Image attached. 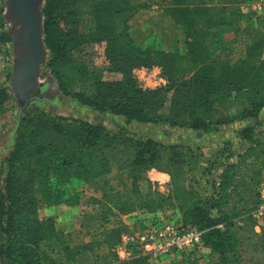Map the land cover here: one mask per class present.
I'll return each instance as SVG.
<instances>
[{"label": "trees", "instance_id": "obj_1", "mask_svg": "<svg viewBox=\"0 0 264 264\" xmlns=\"http://www.w3.org/2000/svg\"><path fill=\"white\" fill-rule=\"evenodd\" d=\"M133 1L44 0V43L51 53L48 67L63 94L128 122L163 121L207 130L258 116L264 107V31L254 24L264 25V15L244 11L249 0H170L159 14L160 49L140 48L131 35L129 19L144 7ZM225 28L232 31L231 38L225 37ZM8 39L2 31L0 55ZM95 42L104 43L111 75L107 78L90 76L85 66L75 63L76 52ZM237 43L244 53L234 58ZM154 65L162 68L167 83L145 88L134 69ZM228 89L246 91L247 104L236 114L220 115L216 103L227 99ZM170 92L169 110L161 113ZM8 99V89L0 84V109ZM242 137L247 146L222 165L213 196L184 208L176 219L184 228L204 231L203 241L216 256L215 264H230L236 255L240 246L233 230L236 219L248 220L254 230L250 212L264 176V134L247 126ZM122 143L119 134L88 120L52 116L39 109L22 116L0 180V264H82L84 254L102 248L110 259L91 264H177L174 259L155 263L139 251L121 259L115 249L125 230L118 220L121 214L167 209L151 204V192L143 194L136 185L142 171L161 162L160 145L152 138L130 143L131 195L104 188L99 197L90 199L93 210L85 212L80 222L87 240L73 243L71 234L58 227L54 218L39 217L42 205L80 204L79 193L69 187L71 179L95 180L109 163L106 150ZM254 232L249 237L251 249L264 255V224Z\"/></svg>", "mask_w": 264, "mask_h": 264}, {"label": "rangeland", "instance_id": "obj_2", "mask_svg": "<svg viewBox=\"0 0 264 264\" xmlns=\"http://www.w3.org/2000/svg\"><path fill=\"white\" fill-rule=\"evenodd\" d=\"M133 2L140 3L142 0ZM43 4L44 0L40 3V12H42ZM41 18L43 21V13ZM245 25L247 23H242V26ZM254 25V28L258 27L259 30L264 31L263 24L261 26L255 23ZM2 31L7 33L9 39L3 45V53L0 55V84L8 89L9 99L0 109V180L6 172V158L14 146L19 122L22 116L34 109L45 111L52 116L61 115L101 124L112 134H119L123 140L122 144L106 150L109 163L106 170L102 171L95 180L86 182L76 178L71 179L69 187L76 190L81 198L83 213L79 216V222L82 221L85 212L93 210L90 199L99 197L102 189L113 188L124 195L132 194V178L128 167L133 158V148L130 145L132 140L143 141L152 138L159 143L160 164L142 171L136 185L143 194L151 192L152 195L149 197L151 204L169 209L178 208L174 215L179 216L184 208L195 204L198 200L213 196L214 182H218L222 165L236 159L234 154L242 152L247 146L242 137L244 127L253 126L256 132L264 134V107L256 118H239L233 122L212 126L207 130L173 126L163 121L128 122L122 116L92 109L75 98L63 94L59 89L57 77L48 67L51 53L44 43V34L42 35V53L36 70L28 74L22 73L21 68L28 54L23 40V26L17 15L13 13L10 0H0V33ZM232 36V31L225 28V37ZM138 45L140 48L148 46L162 48L156 43ZM234 51L236 52L233 55L234 58L242 55L243 46L237 43ZM74 59L76 64L86 67L90 76L101 75L106 78L111 76L107 72L109 62L104 55V43L86 44L76 52ZM134 74L140 85L145 88L153 89L167 83L162 68L158 65L147 68L138 67L134 69ZM227 91L230 93L227 99L221 105L216 103L220 115L236 114L247 104L246 91L238 92L231 89ZM167 97L161 113H167L169 110L171 92L167 94ZM38 195L41 197L40 192ZM54 207L51 206L49 209ZM74 210L75 208L70 205L62 204L59 213L66 219L69 215L74 216ZM56 222L61 223L63 220ZM233 230L240 240V246L230 264H254L256 260L260 261L259 264H264V255L251 249L253 241L249 237L255 232L250 222L245 219H236ZM69 233L73 243L88 239L84 229L81 228L76 227ZM208 252L197 256L194 260L181 259V257H175V260L177 264H215L216 256ZM109 259L107 249L102 248L98 249L96 254H84L81 262L91 264L97 260L104 263ZM151 260L155 263L169 261L167 255L161 258L153 257Z\"/></svg>", "mask_w": 264, "mask_h": 264}, {"label": "built area", "instance_id": "obj_3", "mask_svg": "<svg viewBox=\"0 0 264 264\" xmlns=\"http://www.w3.org/2000/svg\"><path fill=\"white\" fill-rule=\"evenodd\" d=\"M244 11L256 15L264 14V0H249ZM174 209H157L148 211L139 209L130 214H121L118 220L125 227L120 243L115 247L121 259H127L136 251L147 254L150 258H161L167 255L169 259L179 255L196 257L209 251L203 241L204 231L196 228H184L177 222ZM255 224L254 230L260 232L264 224V176L261 179L255 203L250 212ZM133 219V229L126 225L124 216Z\"/></svg>", "mask_w": 264, "mask_h": 264}, {"label": "crops", "instance_id": "obj_4", "mask_svg": "<svg viewBox=\"0 0 264 264\" xmlns=\"http://www.w3.org/2000/svg\"><path fill=\"white\" fill-rule=\"evenodd\" d=\"M146 0H142L140 4H144V7L137 11L130 19V33L133 36L134 40L140 45H149L151 43L160 44L162 47V37L157 34L158 28V20L159 14L164 6L163 3L168 4L169 0H152L151 2H145ZM55 206L53 209H49V207ZM75 208L74 216H68L66 219L62 217L60 210L62 208V204L57 205H42L39 208V217L40 218H54L56 221L63 220L61 223H57L58 227L62 228L66 232H71L73 230L79 228L80 222L79 216L83 213L81 203L78 205L71 206ZM81 207V208H80ZM60 215V217H56ZM66 217V216H65ZM126 221V225L131 230L134 228L132 226L133 219L130 216H124L123 218ZM76 220V222H75ZM78 221V222H77ZM175 257H179V255H175L172 257L175 260ZM168 260H171L168 258Z\"/></svg>", "mask_w": 264, "mask_h": 264}, {"label": "water", "instance_id": "obj_5", "mask_svg": "<svg viewBox=\"0 0 264 264\" xmlns=\"http://www.w3.org/2000/svg\"><path fill=\"white\" fill-rule=\"evenodd\" d=\"M10 7L13 13L19 17V22L23 26V40L25 41L28 55L22 65L21 71L23 74H28L36 70L39 57L42 53V12L38 9L37 13H34L30 8V0H10ZM21 9L24 11L22 12Z\"/></svg>", "mask_w": 264, "mask_h": 264}, {"label": "bare ground", "instance_id": "obj_6", "mask_svg": "<svg viewBox=\"0 0 264 264\" xmlns=\"http://www.w3.org/2000/svg\"><path fill=\"white\" fill-rule=\"evenodd\" d=\"M41 2H42V0H30V8L32 9V11L34 13H37ZM21 11L23 12L24 10L21 9ZM18 19H19V17H18Z\"/></svg>", "mask_w": 264, "mask_h": 264}]
</instances>
